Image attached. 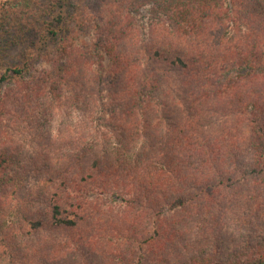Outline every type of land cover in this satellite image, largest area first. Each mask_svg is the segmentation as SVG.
Wrapping results in <instances>:
<instances>
[{
	"label": "trees",
	"instance_id": "trees-1",
	"mask_svg": "<svg viewBox=\"0 0 264 264\" xmlns=\"http://www.w3.org/2000/svg\"><path fill=\"white\" fill-rule=\"evenodd\" d=\"M7 3L0 127L72 143L0 140L11 262L264 264V0Z\"/></svg>",
	"mask_w": 264,
	"mask_h": 264
},
{
	"label": "rangeland",
	"instance_id": "rangeland-1",
	"mask_svg": "<svg viewBox=\"0 0 264 264\" xmlns=\"http://www.w3.org/2000/svg\"><path fill=\"white\" fill-rule=\"evenodd\" d=\"M8 1L9 0H0V16L2 14L3 15L7 14L3 11V9L7 7ZM38 1L42 2L44 0H38ZM91 1L94 2L96 0H91ZM150 7L151 6L149 4L142 7L141 11L137 12L134 17L138 23V30L140 31V33H143V36L148 35V33L150 32ZM72 10H75V6L71 8V11ZM95 35L96 34L94 31L92 33H88L85 37V41L88 43H92V45L98 48L99 47L98 45L100 44L98 43V40ZM21 47L22 45L16 46L14 48L15 49L14 53L17 54L21 50ZM14 117H15L14 114L9 115L4 123L6 125L0 127V140H6L9 144H12V141H13V143L16 144L15 145L16 147H20V152L18 153L19 160H21L23 157L28 156V154L27 155L24 154V153H27L26 149H28V146H34L36 148V147L43 146L44 143L45 145H47L50 142H53L55 146L65 145L67 147V145H72L70 141V137L66 138L62 142H59V140L56 139V137H54V139L48 137L50 135L49 131H47V129L50 126V124L48 123L49 120H46V122L41 121V123L45 126V131L43 130L44 132H40L41 127L43 125L40 124L38 127L39 130L37 131L32 128L31 124H28L27 126H25L24 123H21L20 120H22V118L20 116L16 117L13 123L10 122ZM71 125L72 124L69 119L67 121V126L71 127ZM10 126L12 128L11 131L9 128ZM24 147H26V149ZM28 173L29 174L26 173L27 175L25 176V178L27 182L29 183L25 186L26 188H24L23 191L21 192L20 197H24L25 195L30 193V191H32L30 187L31 184L39 181L40 173H36L34 171H30ZM36 189L37 188L33 189V191H35ZM5 210L9 212L11 208L8 206H5ZM16 216H20V215L15 213L13 210H11L5 217H3L4 226L0 228L1 229L0 237H5V239H11L14 241V243L21 245L22 244L20 243L21 239H19L21 237L20 235L21 232L18 231L15 227V222L17 220L14 219V217ZM8 218L10 220L6 221ZM18 239L20 242L17 241ZM22 247L23 249H25L24 246ZM4 251H7L8 255L6 253H3ZM10 251H11L10 248H7L6 246H3L0 244V264H6V263L8 264L11 262L12 255L10 254L11 253ZM16 259L14 262H11V264H17Z\"/></svg>",
	"mask_w": 264,
	"mask_h": 264
}]
</instances>
